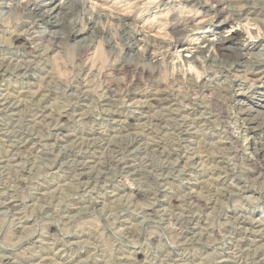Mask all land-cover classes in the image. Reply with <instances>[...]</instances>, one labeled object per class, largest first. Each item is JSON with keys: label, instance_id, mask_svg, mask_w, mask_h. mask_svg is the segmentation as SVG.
Instances as JSON below:
<instances>
[{"label": "clouds", "instance_id": "9594fccd", "mask_svg": "<svg viewBox=\"0 0 264 264\" xmlns=\"http://www.w3.org/2000/svg\"><path fill=\"white\" fill-rule=\"evenodd\" d=\"M0 264H264V0H0Z\"/></svg>", "mask_w": 264, "mask_h": 264}]
</instances>
